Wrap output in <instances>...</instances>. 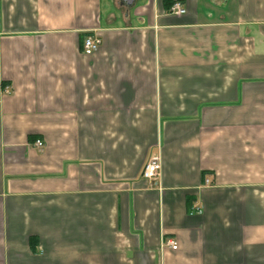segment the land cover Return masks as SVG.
<instances>
[{
  "label": "crops",
  "instance_id": "crops-1",
  "mask_svg": "<svg viewBox=\"0 0 264 264\" xmlns=\"http://www.w3.org/2000/svg\"><path fill=\"white\" fill-rule=\"evenodd\" d=\"M0 264H264V0H0Z\"/></svg>",
  "mask_w": 264,
  "mask_h": 264
},
{
  "label": "built area",
  "instance_id": "built-area-1",
  "mask_svg": "<svg viewBox=\"0 0 264 264\" xmlns=\"http://www.w3.org/2000/svg\"><path fill=\"white\" fill-rule=\"evenodd\" d=\"M184 10L181 6L180 3H175L171 7V13L174 15H181L183 14ZM101 41L97 37H88L83 40L82 44V54L84 56H90L94 54L100 47ZM5 94L8 92L5 91ZM35 147L39 150L42 151L43 149V144L40 141L35 142ZM160 161L158 157H152L144 166L142 170V179L148 182L150 187H153L154 183L156 182L157 178L160 175L161 167H160ZM207 183V181H206ZM199 213V210L197 208L193 209L190 214H197ZM166 246H168L171 250H176L177 246L174 241L168 240L166 242Z\"/></svg>",
  "mask_w": 264,
  "mask_h": 264
},
{
  "label": "water",
  "instance_id": "water-1",
  "mask_svg": "<svg viewBox=\"0 0 264 264\" xmlns=\"http://www.w3.org/2000/svg\"><path fill=\"white\" fill-rule=\"evenodd\" d=\"M126 3V5H132L135 0H122Z\"/></svg>",
  "mask_w": 264,
  "mask_h": 264
}]
</instances>
